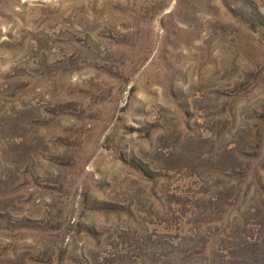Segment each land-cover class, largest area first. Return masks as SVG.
I'll use <instances>...</instances> for the list:
<instances>
[{"label":"rangeland","instance_id":"1","mask_svg":"<svg viewBox=\"0 0 264 264\" xmlns=\"http://www.w3.org/2000/svg\"><path fill=\"white\" fill-rule=\"evenodd\" d=\"M0 264H264V0H0Z\"/></svg>","mask_w":264,"mask_h":264}]
</instances>
